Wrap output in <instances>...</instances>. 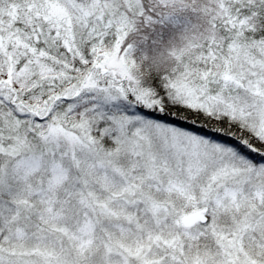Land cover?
<instances>
[{
    "label": "snow or ice",
    "instance_id": "1",
    "mask_svg": "<svg viewBox=\"0 0 264 264\" xmlns=\"http://www.w3.org/2000/svg\"><path fill=\"white\" fill-rule=\"evenodd\" d=\"M0 264H264V0H0Z\"/></svg>",
    "mask_w": 264,
    "mask_h": 264
}]
</instances>
